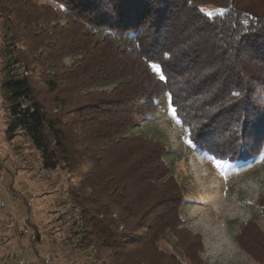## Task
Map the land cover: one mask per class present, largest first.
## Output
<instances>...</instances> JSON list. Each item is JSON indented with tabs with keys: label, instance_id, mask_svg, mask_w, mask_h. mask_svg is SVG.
Segmentation results:
<instances>
[{
	"label": "trees",
	"instance_id": "1",
	"mask_svg": "<svg viewBox=\"0 0 264 264\" xmlns=\"http://www.w3.org/2000/svg\"><path fill=\"white\" fill-rule=\"evenodd\" d=\"M52 1L58 10L45 7L35 15L25 12L26 0L0 3L19 8L15 18L28 32L52 21L57 34L66 37L71 30L72 42L59 47L57 55L72 54L81 61L63 70L60 82L73 88L113 85L104 95L106 107L93 109L89 118H103L102 152L116 155L121 171L96 177L95 169H76L61 122L46 114L33 91L31 72L15 51L3 82L11 103L9 132L28 136L45 170L59 164L72 168L91 187L90 207L82 209L81 221L95 249L107 252L106 264H140L137 258L127 259L145 247L155 258L182 264L158 248L166 233L192 238L179 228L183 195L163 162L165 149L124 135L159 113L158 101L167 97L196 151L229 164L259 157L264 150V0H207L225 9L211 18L191 0ZM47 84L50 91L57 88L52 81ZM116 202L123 203L115 209L123 225L120 233L114 231L111 209ZM257 207L264 217V195ZM196 239L194 246L201 249ZM237 242L264 264V234L253 222L242 226Z\"/></svg>",
	"mask_w": 264,
	"mask_h": 264
},
{
	"label": "rangeland",
	"instance_id": "2",
	"mask_svg": "<svg viewBox=\"0 0 264 264\" xmlns=\"http://www.w3.org/2000/svg\"><path fill=\"white\" fill-rule=\"evenodd\" d=\"M191 1L210 18L225 12L207 0ZM13 6L0 3V264H106L107 252L95 249L81 221L82 209L90 207L91 187L78 179L72 168L67 170L59 164L45 170L28 136L20 130L9 132L11 103L3 82L15 51L31 72L33 91L46 114L61 122L73 165L80 171L95 169L96 177L98 172L101 177L109 170L121 171L114 160L116 155L102 152L106 144L101 139L103 118H89L93 109L106 107L102 104L104 95H109L113 85L73 88L65 80L60 82L62 71L81 61L76 55H57L59 47L72 42L71 30L66 37L57 34V27L51 29L52 21L28 32L15 18L19 8L14 10ZM45 7L59 9L52 0H26L24 10L35 15ZM64 22L59 19L60 25ZM51 31L53 34L45 38L44 33ZM49 81L57 85L54 91H50ZM158 104L159 113L130 128L124 136L161 144L165 149L163 162L182 190L179 228L192 238L166 233L158 243L159 250L175 255L182 264H257L237 237L248 222L264 234V217L257 207L264 195V150L256 159L234 164L202 154L201 165L194 159L193 153L198 151L175 120L168 98L162 97ZM120 206L123 203L111 204L117 233L123 231L115 211ZM197 237L201 249L194 246ZM134 258L140 264H170L167 259L155 258L147 247L131 252L127 261Z\"/></svg>",
	"mask_w": 264,
	"mask_h": 264
},
{
	"label": "bare ground",
	"instance_id": "3",
	"mask_svg": "<svg viewBox=\"0 0 264 264\" xmlns=\"http://www.w3.org/2000/svg\"><path fill=\"white\" fill-rule=\"evenodd\" d=\"M200 158V157H199ZM199 158H197L199 160Z\"/></svg>",
	"mask_w": 264,
	"mask_h": 264
},
{
	"label": "snow or ice",
	"instance_id": "4",
	"mask_svg": "<svg viewBox=\"0 0 264 264\" xmlns=\"http://www.w3.org/2000/svg\"><path fill=\"white\" fill-rule=\"evenodd\" d=\"M163 78V77H162Z\"/></svg>",
	"mask_w": 264,
	"mask_h": 264
}]
</instances>
